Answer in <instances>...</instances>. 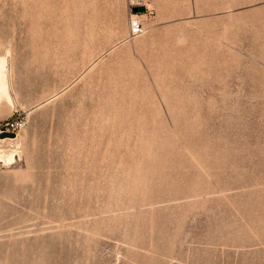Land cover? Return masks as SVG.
Instances as JSON below:
<instances>
[{"label": "rangeland", "instance_id": "obj_1", "mask_svg": "<svg viewBox=\"0 0 264 264\" xmlns=\"http://www.w3.org/2000/svg\"><path fill=\"white\" fill-rule=\"evenodd\" d=\"M138 1L0 0V264H264V0Z\"/></svg>", "mask_w": 264, "mask_h": 264}, {"label": "bare ground", "instance_id": "obj_2", "mask_svg": "<svg viewBox=\"0 0 264 264\" xmlns=\"http://www.w3.org/2000/svg\"><path fill=\"white\" fill-rule=\"evenodd\" d=\"M134 4H136V5L142 4V5H145L146 7L150 8L149 5H146V0H139L138 2H135ZM132 15H133V17L131 20H138L139 21V15L138 14L133 13ZM130 28H131V24H130ZM129 34H130V31H129ZM9 56H10L9 50H7L3 54H0V106L3 103H8L11 105H17L14 102V92H13L12 75H11L12 64H11ZM95 61L97 62V59L92 61L88 65V67ZM84 72H86V71H84ZM56 94H58V93H55L54 95H56ZM54 95H52V97ZM48 99H46V100H48ZM29 110L31 111V108L28 109V112H29ZM21 129L16 132V135L14 137H2L0 135V143L6 142V141L8 143L9 142L12 143V146L10 148H5V147H3V145H0V162H3L5 164L12 163L16 160L17 156L20 154L22 142H23L21 139V135H20Z\"/></svg>", "mask_w": 264, "mask_h": 264}, {"label": "built area", "instance_id": "obj_3", "mask_svg": "<svg viewBox=\"0 0 264 264\" xmlns=\"http://www.w3.org/2000/svg\"><path fill=\"white\" fill-rule=\"evenodd\" d=\"M143 32V24L138 20H131L130 37H135ZM26 121L22 117L8 118L5 123H1L2 128L15 133L24 127ZM2 131V129H0Z\"/></svg>", "mask_w": 264, "mask_h": 264}, {"label": "water", "instance_id": "obj_4", "mask_svg": "<svg viewBox=\"0 0 264 264\" xmlns=\"http://www.w3.org/2000/svg\"><path fill=\"white\" fill-rule=\"evenodd\" d=\"M135 10L136 11H138V10L144 11V10H146V6L145 5H140L139 7H136ZM0 135L2 137H5V136H15L16 133L14 131H2V132H0Z\"/></svg>", "mask_w": 264, "mask_h": 264}]
</instances>
